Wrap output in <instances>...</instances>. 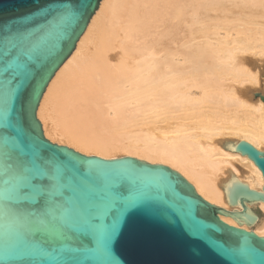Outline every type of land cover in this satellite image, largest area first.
Masks as SVG:
<instances>
[{
	"label": "water",
	"instance_id": "1",
	"mask_svg": "<svg viewBox=\"0 0 264 264\" xmlns=\"http://www.w3.org/2000/svg\"><path fill=\"white\" fill-rule=\"evenodd\" d=\"M100 1L0 0V264H264V237L219 218L256 221L247 204L264 202V150L234 143L263 185L233 181L226 199L240 209L228 211L168 166L44 136L41 96ZM63 7L74 13L63 26L41 18Z\"/></svg>",
	"mask_w": 264,
	"mask_h": 264
},
{
	"label": "bare ground",
	"instance_id": "2",
	"mask_svg": "<svg viewBox=\"0 0 264 264\" xmlns=\"http://www.w3.org/2000/svg\"><path fill=\"white\" fill-rule=\"evenodd\" d=\"M244 54L264 57V0H101L36 117L52 142L168 166L210 204L239 210L228 186L263 185L233 150L238 140L264 150V101L242 97L260 69L243 65ZM247 209L257 217L249 226L219 218L264 237V202Z\"/></svg>",
	"mask_w": 264,
	"mask_h": 264
},
{
	"label": "rangeland",
	"instance_id": "3",
	"mask_svg": "<svg viewBox=\"0 0 264 264\" xmlns=\"http://www.w3.org/2000/svg\"><path fill=\"white\" fill-rule=\"evenodd\" d=\"M236 14V13H235ZM231 14V13H229V14H227L228 16L229 15H231V16H229L230 18H233V17H238L239 16V14ZM221 34H223V31H221ZM246 56V57H245ZM243 61H242V64L243 65H246V67H248V68H250V69H252L253 67V65L255 66H257L260 70H259V76H258V79H259V88H258V85H256V86H252V88H255V90L254 91H252V92H247V93H249L248 94V96H247V94L245 95V96H243L244 94H242V97L245 99L246 97V99L247 100H249V101H253V100H255L256 98H258L257 96H255L254 95V93H256V92H260V93H262V94H264V85H262V81L264 82V57H262V58H260V59H262L263 61L261 62V60L259 59V60H256V58H254L255 56H250V54H247V55H243ZM248 59V60H247ZM246 61V62H245ZM260 61V62H259ZM248 65V66H247ZM262 80V81H261ZM262 86H261V85ZM261 86V87H260ZM263 87V88H262ZM258 90H257V89ZM260 90V91H259ZM250 95H252V97L250 96ZM250 96V97H249ZM249 97V98H248ZM254 211L257 213V214H259L260 215V210H259V208H255L254 209Z\"/></svg>",
	"mask_w": 264,
	"mask_h": 264
},
{
	"label": "snow or ice",
	"instance_id": "4",
	"mask_svg": "<svg viewBox=\"0 0 264 264\" xmlns=\"http://www.w3.org/2000/svg\"><path fill=\"white\" fill-rule=\"evenodd\" d=\"M73 12L70 8L68 7H63L60 9H49L47 10L46 14L41 17L44 20H48V17H52V20L50 22L51 25L53 26H63L66 24L68 21L73 16ZM19 30H9V34H16L18 33Z\"/></svg>",
	"mask_w": 264,
	"mask_h": 264
}]
</instances>
